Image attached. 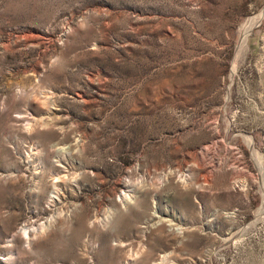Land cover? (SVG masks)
Wrapping results in <instances>:
<instances>
[{
	"label": "rangeland",
	"instance_id": "obj_1",
	"mask_svg": "<svg viewBox=\"0 0 264 264\" xmlns=\"http://www.w3.org/2000/svg\"><path fill=\"white\" fill-rule=\"evenodd\" d=\"M263 11L0 0V264H264Z\"/></svg>",
	"mask_w": 264,
	"mask_h": 264
},
{
	"label": "bare ground",
	"instance_id": "obj_2",
	"mask_svg": "<svg viewBox=\"0 0 264 264\" xmlns=\"http://www.w3.org/2000/svg\"><path fill=\"white\" fill-rule=\"evenodd\" d=\"M262 16H264V11L261 13V14H259L257 17H255L254 19H253V21L252 22H255L256 20H257V18H261ZM247 30V32H249V27L246 29ZM38 96V95H37ZM48 102V101H47ZM48 104V103H47ZM59 151H61L60 149H59ZM59 179H54L51 183H50V188L52 189V192H51V197H50V204L52 203V205L53 204H55V203H58V202H60V190L58 189L59 187H58V181ZM133 195H131V192L130 191H128V192H126V193H124L123 195H122V200H123V202H122V204L124 205V207L126 208V205H129V204H131V202L133 201ZM55 219V218H54ZM158 219V221H157V223L159 222H164L165 220H164V218H161L159 215H158V213H157V208H156V211L154 212V214L152 215V219H151V221H154V220H157ZM59 220V219H58ZM55 222V221H54ZM60 222V221H59ZM165 222H167V221H165ZM52 223V219H50L48 222H47V224H42V225H39L38 227H36V228H34V227H27V228H24L23 229V236H24V238L26 239V243H27V245L28 246H30L31 245V243H32V241L38 236V234H41V233H45L47 230H48V228H49V225ZM54 224V223H53ZM48 225V226H47ZM50 227H51V225H50ZM49 230H50V228H49ZM174 231H175V233L177 234V235H179V236H182V235H184L185 234V232H186V230H184V229H182V228H177V229H174ZM44 235V234H43ZM39 237H40V235H39ZM38 239V238H37ZM140 255V253H137L136 255H134V257H137V256H139ZM132 261H133V259H129L128 260V262H127V264H132Z\"/></svg>",
	"mask_w": 264,
	"mask_h": 264
}]
</instances>
